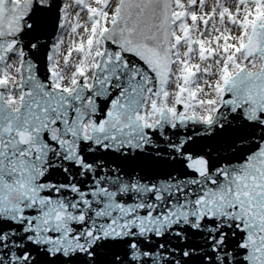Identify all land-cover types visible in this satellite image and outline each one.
Instances as JSON below:
<instances>
[{
	"label": "snow or ice",
	"instance_id": "1",
	"mask_svg": "<svg viewBox=\"0 0 264 264\" xmlns=\"http://www.w3.org/2000/svg\"><path fill=\"white\" fill-rule=\"evenodd\" d=\"M0 264H264V0H0Z\"/></svg>",
	"mask_w": 264,
	"mask_h": 264
}]
</instances>
